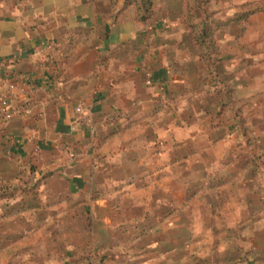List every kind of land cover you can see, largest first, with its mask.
<instances>
[{
  "label": "crops",
  "instance_id": "obj_1",
  "mask_svg": "<svg viewBox=\"0 0 264 264\" xmlns=\"http://www.w3.org/2000/svg\"><path fill=\"white\" fill-rule=\"evenodd\" d=\"M133 2L0 0V62L21 57L0 71V172L16 171L12 158L31 160L49 173L43 186L50 197L67 196L92 219L76 232L92 235L87 250L102 254L96 260L68 254L66 264H153L156 259L136 251L151 250L146 239L168 231L167 214L144 208L151 199L145 193L150 182L166 189L173 167L177 177L179 148L172 145L179 139V112L166 108L179 107L180 89L200 76L193 53L181 45L188 39L184 22H141ZM178 26L179 34H172ZM182 63L192 64L180 71ZM6 75L18 90L9 89ZM262 76L255 77L261 94ZM27 78L31 87L23 91ZM226 126L223 134L208 135L215 160L239 138L231 123ZM156 218L165 219L152 228ZM256 230L264 233V227ZM109 251H127L128 257L110 258ZM239 264H264V258Z\"/></svg>",
  "mask_w": 264,
  "mask_h": 264
},
{
  "label": "rangeland",
  "instance_id": "obj_2",
  "mask_svg": "<svg viewBox=\"0 0 264 264\" xmlns=\"http://www.w3.org/2000/svg\"><path fill=\"white\" fill-rule=\"evenodd\" d=\"M155 2L152 20L184 22L183 34L188 39L181 45L193 53L200 78L180 89L179 107L166 108L179 112V139L174 138L172 145L179 148L177 177L173 167L166 189L150 182L153 187L145 193L151 192V199L144 208L153 215L167 214L168 231L152 234L146 239L152 249L136 251V255L156 259L153 264L158 260L169 264L260 260L264 254H257L255 240L261 237L258 245L264 253V233L256 230L264 227V86L261 94L255 77L263 75L264 79V0ZM246 16L248 21L241 26L234 21ZM205 23H212L210 32L222 52L219 55L213 53L207 38L202 47L194 43ZM171 29L172 34H179V26ZM190 64H180L179 70L185 71ZM230 123L239 138L215 160L208 135L223 134ZM9 162L16 171L9 167L8 174L0 172V264H66L68 254L76 260H96L102 253L88 251L84 244L93 236L76 232V228L90 227L92 219L80 213L74 200L67 202V196L50 197L43 186L49 173L31 160L12 158ZM135 209L141 213L143 207ZM164 219L149 222L155 228ZM129 237L136 242L134 235ZM112 253L106 252L110 258L128 257L127 251Z\"/></svg>",
  "mask_w": 264,
  "mask_h": 264
},
{
  "label": "trees",
  "instance_id": "obj_3",
  "mask_svg": "<svg viewBox=\"0 0 264 264\" xmlns=\"http://www.w3.org/2000/svg\"><path fill=\"white\" fill-rule=\"evenodd\" d=\"M155 1L156 0H134V4L136 6V11H137V19L140 20L141 22H148L149 20H151L155 14ZM194 2L196 0H189V2ZM216 2H229L230 0H214ZM189 2L186 4L190 5ZM246 18L245 20H234L235 22H237L240 26L242 25V23H246L247 20V16L244 17ZM213 23V22H212ZM212 23H205L203 25V30H202V36H195L194 37V43L197 46L202 47L203 44L205 43V39L207 38L211 44H213V53L219 55L220 53H222L221 51H219L218 46H216V41L214 39H216V37L213 36L214 32H210L211 31V27H212ZM209 31V32H208ZM244 33V28L241 30L240 34H239V38H242ZM229 58V57H228ZM226 58V59H228ZM238 128V127H237ZM259 149V147H258Z\"/></svg>",
  "mask_w": 264,
  "mask_h": 264
},
{
  "label": "built area",
  "instance_id": "obj_4",
  "mask_svg": "<svg viewBox=\"0 0 264 264\" xmlns=\"http://www.w3.org/2000/svg\"><path fill=\"white\" fill-rule=\"evenodd\" d=\"M49 48H52V46H49ZM21 59L20 55H17V56H14L12 59L8 60V61H2L0 62V71H3L7 66H9L10 64H14L16 62H19V60ZM5 80L8 82L9 84V89L11 91H16L19 89V84L18 83H12L10 82V75H6L5 77ZM30 81L31 79L27 78L25 81H24V86L22 87V90L23 91H26V89L28 87H31L30 86ZM148 84L149 85H152V82L151 80L148 81ZM32 90L34 91H38L39 88L38 87H33ZM76 112L77 114H80V115H83L84 114V107L83 105H79L77 108H76Z\"/></svg>",
  "mask_w": 264,
  "mask_h": 264
}]
</instances>
